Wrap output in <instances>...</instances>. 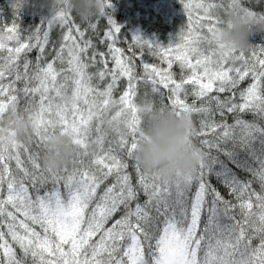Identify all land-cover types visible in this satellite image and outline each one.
Masks as SVG:
<instances>
[{"label":"snow or ice","instance_id":"obj_1","mask_svg":"<svg viewBox=\"0 0 264 264\" xmlns=\"http://www.w3.org/2000/svg\"><path fill=\"white\" fill-rule=\"evenodd\" d=\"M181 3L188 14L182 42L164 45L137 32L129 55L116 46L127 36L110 11L112 0L95 21L82 20L84 27L61 11L24 33L16 23L0 28V118L21 102L25 111L35 108L37 148L26 162L19 141L0 143V264H264V43L261 55L229 48L218 42L221 21L212 15L222 4ZM228 7L252 26L264 24V10L256 11L264 0H229ZM193 9L203 16L194 18ZM100 20L111 68L105 53L88 56L95 45L85 37ZM205 28L210 38L201 34ZM57 29L58 48L51 41ZM205 41L216 45L208 54L200 48ZM97 64L102 67L90 72ZM247 78L252 83L241 90ZM121 79L126 88L115 98ZM141 83L161 106L200 117L192 136L206 151L193 171L161 179L140 165L142 117L134 97ZM56 128L80 149L71 172L39 163Z\"/></svg>","mask_w":264,"mask_h":264},{"label":"trees","instance_id":"obj_2","mask_svg":"<svg viewBox=\"0 0 264 264\" xmlns=\"http://www.w3.org/2000/svg\"><path fill=\"white\" fill-rule=\"evenodd\" d=\"M11 2L17 5V9L14 10L11 7ZM184 3H190L195 5L196 3H215V4H222V7L214 8L212 10L213 18L216 20L221 21L218 25L222 27L224 23L229 19L232 11L228 5L229 0H183ZM243 6L252 8L254 5L245 4ZM264 10V7L261 9H256L257 13H260ZM0 11H2V15H0V28H4L6 30L7 27H10L13 23H16L19 27V30L24 33V30L28 28V26H32L38 24L40 19L43 16H47L50 14L49 7L46 0H0ZM112 12L115 20L119 23L122 27V31L127 36L122 37L125 42H117V47L125 49V55H129L128 52V45L131 43L130 37L134 33H139L144 38L153 39L158 41L161 44L167 45L170 40L174 41L175 43H181V37L188 34L187 31V12L183 9V4L181 0H112V8L110 9ZM197 15L203 16V12L200 11L199 13L193 9V17L195 18ZM71 16L75 19L77 24L83 25L81 18L76 15L74 12L71 13ZM98 15L91 16L90 18L95 21ZM204 23H207L205 20ZM264 24H256L253 26V35L250 37L252 42L251 46L247 49H244L245 55L250 56L251 52L255 49L257 50V55H261L259 52V48L261 47V43H264V30H260L261 26ZM106 30V25L103 20L99 21V26L95 32L89 30L86 35V39H91L93 44L95 45L94 49H90L88 52V56L92 55L93 51L96 52H103L105 53V58L109 60V68L113 66V62L111 61V57L107 52L106 44L102 43L103 33ZM260 30V31H259ZM66 31V29H65ZM75 34V33H74ZM201 34L205 37L210 38V34L207 32L206 28L201 30ZM63 33L57 29L56 31L51 33V41L57 48L59 47L62 41ZM52 44L46 46V52L49 51L52 47ZM10 46H15L14 42L10 43ZM200 48L205 54H208L210 50L216 48V45L208 44L206 41L201 42ZM37 53L33 51L29 55V59L35 60ZM51 59V57H48ZM261 58H264V55H261ZM97 61L100 60V57H96ZM145 61L151 63H157L158 65L160 62L156 59H153L149 56L144 57ZM136 74L142 75V67L140 65V61H136ZM166 66V65H160ZM57 68L60 67L59 64L56 65ZM102 67L101 64H97L96 67L90 68V72H95L97 69ZM173 71L177 74V78L179 79V69L175 68ZM5 83L7 84L8 81L6 80ZM96 83V81H93ZM252 83L250 78H247L244 82H242L239 86L241 90L246 89ZM22 84H17L16 87H22ZM126 88V80L121 79L118 83L116 90L114 91V97L118 98L122 92ZM166 91V90H165ZM224 95V94H222ZM134 102L139 104H144L151 102L156 106H161V102L158 96H154L151 92L150 86L146 84H139L138 85V92L137 95L134 97ZM191 103V99L188 101ZM242 102L239 99V95L237 94V103ZM24 104L21 102L20 104V111H23ZM35 113V108L32 109ZM114 114V113H113ZM247 120H252L253 117L251 114H248L244 117ZM216 120L219 121L220 117L217 116ZM229 123H231V117H228ZM193 122L194 127L199 130L200 127V117L196 114H193ZM142 125H143V118H142ZM141 125V126H142ZM105 130L107 131V126L105 125ZM95 137V132H93V138ZM210 139L211 136L202 137ZM108 140H113L114 136L111 132H108L107 136ZM35 137L32 135L29 137H22L19 142L24 145L19 149L21 158L27 162V154L30 152H35L37 150L36 145L34 144ZM196 144L202 149V151H206L205 148L201 146L200 139L194 138ZM107 147V144L105 145ZM25 147L28 149V152L25 151ZM75 152L73 154L72 160L70 164L67 166L69 172L73 170L75 167L73 160L74 158L78 157V153L80 149L75 146ZM45 151L40 150V159L39 163L43 167L42 157ZM91 157L85 159V165H87L88 160ZM11 167L15 170V162H11ZM131 171V169H129ZM253 188L259 192L260 188L258 184H253ZM195 189H193L194 191ZM144 199L143 197L141 198ZM255 204V200L253 201Z\"/></svg>","mask_w":264,"mask_h":264},{"label":"clouds","instance_id":"obj_3","mask_svg":"<svg viewBox=\"0 0 264 264\" xmlns=\"http://www.w3.org/2000/svg\"><path fill=\"white\" fill-rule=\"evenodd\" d=\"M49 12H74L81 20L98 15L106 0H46ZM264 29V25L261 26ZM253 26L243 15L234 11L220 27L217 40L229 48L247 49L252 42ZM143 118L142 135L135 149V156L143 169L155 173L161 179L174 178L178 173L187 174L199 164L203 155L196 144L192 130L193 114L171 107L156 106L151 102L139 104ZM32 110H9L0 118V143L9 144L29 137L34 131ZM48 150L45 151L43 167L52 170L67 167L75 152L69 133L60 128L49 131Z\"/></svg>","mask_w":264,"mask_h":264}]
</instances>
